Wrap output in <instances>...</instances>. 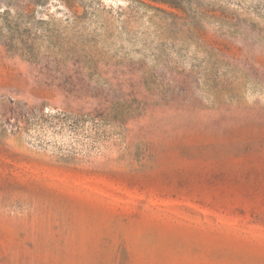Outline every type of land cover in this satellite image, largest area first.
I'll list each match as a JSON object with an SVG mask.
<instances>
[{
    "label": "rangeland",
    "instance_id": "1",
    "mask_svg": "<svg viewBox=\"0 0 264 264\" xmlns=\"http://www.w3.org/2000/svg\"><path fill=\"white\" fill-rule=\"evenodd\" d=\"M172 3L0 0V264H264V0Z\"/></svg>",
    "mask_w": 264,
    "mask_h": 264
},
{
    "label": "trees",
    "instance_id": "2",
    "mask_svg": "<svg viewBox=\"0 0 264 264\" xmlns=\"http://www.w3.org/2000/svg\"><path fill=\"white\" fill-rule=\"evenodd\" d=\"M154 1L159 2L161 4H164V5H168L170 8L178 9L177 5L175 3H172V0H154ZM59 121L63 122V121H65V119L64 118L63 119H59L58 122Z\"/></svg>",
    "mask_w": 264,
    "mask_h": 264
}]
</instances>
